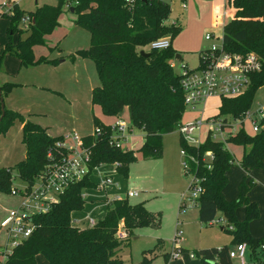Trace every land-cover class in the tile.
<instances>
[{
  "label": "trees",
  "instance_id": "16d2710c",
  "mask_svg": "<svg viewBox=\"0 0 264 264\" xmlns=\"http://www.w3.org/2000/svg\"><path fill=\"white\" fill-rule=\"evenodd\" d=\"M56 1L55 5L44 4L26 14L16 5L9 12L0 14L9 20V35L15 29L23 31L17 25L24 15L31 17L24 28L28 33L25 39L15 45L7 43L3 53L16 56L19 66L55 63L46 56L34 60L32 48L44 45L45 36L58 26L60 14L65 8H72L74 24L89 32V47L77 51V54L93 61L99 79V84L90 92L91 105L98 106L103 115L111 117L126 107L130 127L143 133V143L138 149L141 158L159 159L162 156V135L178 129L185 107L180 77L170 63L178 53L171 45L161 50L148 47L152 41L163 37L171 40L180 31L178 25L165 24L170 12L168 4L162 0ZM227 4L233 10V16L223 26L224 49L233 53L254 52L261 61L260 71L251 75L244 93L220 98V106L214 116L237 118L251 106L255 91L264 85V0H227ZM141 50L148 55H140ZM3 53L0 54V64ZM13 85H0L2 97ZM16 120L21 123L23 158L15 166L0 167V190L10 193L15 189L11 187L13 173L28 184L25 188L28 190L35 177L42 175L48 166L60 163L67 153L61 144L64 141L62 136L47 135L41 126L11 109L4 108L0 135ZM93 126L92 134L81 137L82 145L89 152L87 174L69 185L47 211L32 217L34 229L31 235L12 249L4 264H36L38 254L47 264H122L118 249L133 229L158 228L159 215L147 210L143 202L132 204L127 199L109 201L103 217L91 226L80 228L72 224L71 213L81 210L85 203L83 191L96 188L90 179L93 169L114 164L117 173L126 178L128 165L135 158L134 151L111 143L113 132L110 124H104L93 116ZM226 143L242 148L239 165L246 173L264 168V129L253 135L239 131L229 136ZM179 144L189 156L186 159L189 172L200 179L201 192L194 205L199 222L211 223L217 212H221L230 225L231 245L243 242L251 253L255 252L264 237H252L248 230L249 222L259 216L257 205L246 196L252 181L246 182L244 177L237 196L225 199L222 190L227 184V172L234 164L225 144L209 137L197 147L185 143L181 137ZM208 151L212 153L210 160L205 157ZM240 206L245 209L241 221L235 216ZM120 222L123 223V238L116 237ZM159 242L161 240L152 251ZM228 249L227 245L204 248L195 255L201 264H233ZM147 262L144 254L141 264Z\"/></svg>",
  "mask_w": 264,
  "mask_h": 264
},
{
  "label": "rangeland",
  "instance_id": "374dc122",
  "mask_svg": "<svg viewBox=\"0 0 264 264\" xmlns=\"http://www.w3.org/2000/svg\"><path fill=\"white\" fill-rule=\"evenodd\" d=\"M170 8L165 24H174L180 27L179 33L171 39V47L176 50L180 58H173L170 63L175 73H179L182 65L194 68L198 61V51L207 48L212 43L220 41H205L206 33H213L221 37V26L215 27L214 20L218 18L228 23L233 10L226 0H162ZM56 0H0V14L7 13L16 5L24 14L34 12L44 4L55 5ZM182 3L186 8H182ZM72 12L64 9L58 17V26L45 37L44 45H35L32 48L34 60L46 56L55 63H40L36 65L19 66L16 56L4 52L7 43L13 45L27 36L22 23L17 25L19 32L14 30L8 33L9 20L0 16V85L13 83L11 89L4 95V105L20 113L41 126L51 137L62 136L66 147L74 146L73 135L81 138L93 133V116L107 124L113 117L105 116L98 106L90 103L91 89L99 84L96 68L89 57L80 56L77 51L89 47V32L74 24ZM147 50V48H143ZM61 61V62H60ZM258 105L264 106V85L254 93L250 108L254 110ZM220 97L208 98L203 104L195 108L185 106L181 118L182 124L194 119H201L200 142L205 138L212 123L208 118L218 112ZM120 114V113H119ZM129 122L126 109L120 115ZM216 117V116H215ZM229 119V117H227ZM246 130L250 131L249 123ZM127 140L121 144L124 150L134 151L135 158L128 165L126 178L120 176L113 165H103L99 170L105 174H112L113 180L120 186L119 195L123 196L127 190H136L138 195L127 200L132 203L143 202L147 210L159 215L158 228L140 227L132 231L130 237L123 241L118 249V256L122 264H141L144 254L148 258L147 264H201L200 258L195 255L198 250L222 245L231 246L230 225L226 218L217 212L212 223H200L198 210L188 198L190 193L187 186L190 177L183 172L182 148L179 144L178 130L162 135V156L159 159H142L138 149L143 143V133L132 128L127 134ZM211 136L213 133L211 132ZM124 145V146H123ZM226 149L232 154L234 164L230 168L224 198L233 199L237 196L241 180L252 181L246 196L258 208L259 216L248 224L252 237L261 238L264 234V168L254 174L246 173L239 165L242 154L240 146L228 143ZM24 155V146L21 143V123L16 120L0 135V167L15 166ZM252 171V170H250ZM96 170L90 177L97 182ZM257 176V177H256ZM11 187L25 191L28 184L12 174ZM39 183L35 177L29 189L33 190ZM23 193L11 194L0 190V248L6 243V232L3 223L9 211L19 210L22 203L28 200ZM86 201L81 210L72 214V220L81 227L89 226L88 217L94 222L101 219L106 212V197L94 189H85L82 193ZM114 191L107 194L108 200ZM184 196V201H182ZM95 202H92V201ZM184 203L183 207H179ZM237 220L245 216L244 206L235 212ZM76 220V221H75ZM123 225L120 222L119 226ZM224 227V229H220ZM177 236L176 238H174ZM263 236V235H262ZM158 246L152 251L155 245ZM152 251V252H151ZM175 253L169 256V253ZM192 254V256H190ZM249 257L246 258L249 261ZM36 264H47L41 254L35 257ZM233 264H239L234 259Z\"/></svg>",
  "mask_w": 264,
  "mask_h": 264
},
{
  "label": "built area",
  "instance_id": "2783aa9c",
  "mask_svg": "<svg viewBox=\"0 0 264 264\" xmlns=\"http://www.w3.org/2000/svg\"><path fill=\"white\" fill-rule=\"evenodd\" d=\"M185 7V4L182 3V8ZM30 20L31 17L29 15H24L20 20L22 27L25 28ZM224 25L223 20L220 21L218 18L214 20L215 27L221 26L223 30ZM204 40L208 42H217L219 40L220 43H212L207 48L202 49L200 53H198L196 67L187 68L183 64L178 73L180 77V87L183 93V103L185 106L192 108L203 104L211 97H235L244 93L250 84L251 75L261 69V61L256 53H233L226 51L223 47L222 35L219 37L213 33H206L204 35ZM170 45V40L163 37L152 41L148 47L161 50L168 48ZM227 117H229V119ZM208 120L212 123V127L208 130L205 138L209 137L214 141L223 142L227 147L228 143H226V139L239 131L253 135L264 129V106L258 105L254 110L249 107L241 117L234 118L229 115L213 116L212 119L208 118L206 121ZM202 123L201 119H194L185 124L181 122L177 130L182 140L196 147L203 143L205 138L202 142L199 141ZM246 123H249L250 131L246 130ZM110 125L113 132L111 143L122 148L121 144H123V141H126V133L130 134L132 131L129 122L127 123L124 119H118ZM96 131L98 132L99 129H96ZM211 132L213 136H211ZM71 139L75 141L74 146L66 147L64 141L61 143L67 150L65 157L60 163H55L46 168L45 172L39 176V183L33 190L28 189L25 193L20 189H13L11 191V194L23 193V196L31 200L33 205H28V200H25L19 210L9 211L3 223L6 232V243L0 248V264H4V261L14 247L31 235L34 229L32 217L47 211L52 203L58 201L59 195H61L69 185L80 181L87 174L89 152L82 145L81 138L73 135ZM180 153L183 157V171L190 177L187 186V190L190 193L188 200L195 205L196 199L201 192L200 179L189 172L186 160L189 156L186 152L181 150ZM205 157L210 160L212 158V153L210 151L206 152ZM190 159H193V157H190ZM100 166L95 167L93 170ZM113 166L115 167L114 164ZM108 185L117 186V183L114 182L111 176H102L100 181L96 183V188L94 189L105 191ZM137 195L138 191L136 190H127L123 196H120L119 193L116 192L111 195V200L128 199ZM182 201H184V196H182ZM183 206L184 203L180 204L179 207L181 208ZM88 222L89 226L95 223L91 218H88ZM123 236L124 230L121 225L118 228L116 237L123 238ZM176 237L177 236L174 238ZM249 250L246 243H236L228 249V255L231 259H238L239 264H264V241L259 243L255 252L251 253V250ZM174 255L175 253H169V256ZM190 256H192V254H190ZM247 257L252 259L247 261Z\"/></svg>",
  "mask_w": 264,
  "mask_h": 264
},
{
  "label": "crops",
  "instance_id": "0c3cea01",
  "mask_svg": "<svg viewBox=\"0 0 264 264\" xmlns=\"http://www.w3.org/2000/svg\"><path fill=\"white\" fill-rule=\"evenodd\" d=\"M225 1V0H224ZM186 8V7H185ZM184 8V9H185ZM73 15V14H72ZM70 18H72V20L74 19V15L72 16V17H70ZM46 37V36H45ZM174 49V48H173ZM201 51V50H200ZM199 52V51H198ZM61 62V61H60ZM4 100V99H3ZM124 109H126L127 110V108L125 107ZM12 110V109H11ZM15 111V110H14ZM127 112H128V110H127ZM120 114H121V112H120ZM119 114V115H120ZM129 117V116H128ZM28 119V118H27ZM118 119H123V118H121V117H119V116H115V117H113V119L110 121V122H108L107 124H112V123H114L115 121H117ZM29 120V119H28ZM126 140H127V138H126ZM124 146V145H123ZM241 156H242V154H241ZM23 158V157H22ZM241 159V158H240ZM103 166V165H102ZM102 166H100V167H102ZM96 170V173H95V175H96V177H97V182H94L95 184L96 183H98L99 181H100V179H101V177L102 176H111L112 177V179H113V175L112 174H105V173H103L102 171H100L99 170V168H97V169H95ZM94 170V171H95ZM260 170H262V169H260V168H255V169H252V171H250L249 173L250 174H254V172H258V171H260ZM229 172H230V170L227 172V178H228V176H229ZM257 177V176H256ZM90 179L92 180V178L90 177ZM114 182H116L117 183V186H113V185H108V186H106V188H105V191H99V190H96V189H94L96 192H98V193H100L101 195H104L105 197H106V199L108 200V197H107V194H109V192H111L112 193V191H114V193H119V191H120V186H119V183L117 182V181H114ZM87 190V189H86ZM224 190H225V187H224V189L222 190V194L224 195ZM226 199V198H225ZM107 200H105V202L107 203ZM227 200H229V199H227ZM86 202V201H85ZM92 202H95L94 200L92 201ZM73 212H75V211H73ZM73 212L71 213V217H72V214H73ZM88 218H90V217H88ZM92 219V218H91ZM76 221V220H75ZM239 221H241V220H239ZM212 223V222H211ZM210 223V224H211ZM73 225H75V226H78V227H80V228H83V227H81L80 225H77L76 224V222H74V220H73ZM88 226V225H87ZM87 226H85V227H87ZM220 229H222V227H220ZM261 236L260 237H264V234H260ZM263 235V236H262ZM233 245H231L229 248H231ZM220 247V246H219ZM232 262H234V259H232Z\"/></svg>",
  "mask_w": 264,
  "mask_h": 264
},
{
  "label": "water",
  "instance_id": "95a60500",
  "mask_svg": "<svg viewBox=\"0 0 264 264\" xmlns=\"http://www.w3.org/2000/svg\"><path fill=\"white\" fill-rule=\"evenodd\" d=\"M70 11L72 12L73 9L71 8ZM140 55L146 57L148 55V53L144 52L143 50H141L140 52ZM176 58H180V55L177 54L175 56ZM4 108H5V105H4V100H3V97L1 95V91H0V111H1V114H0V120L2 119L3 115H4Z\"/></svg>",
  "mask_w": 264,
  "mask_h": 264
}]
</instances>
